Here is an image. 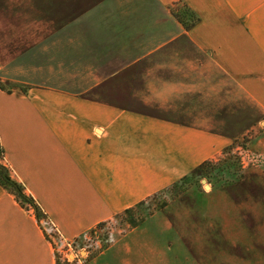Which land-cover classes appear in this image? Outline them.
<instances>
[{
    "label": "crops",
    "instance_id": "crops-1",
    "mask_svg": "<svg viewBox=\"0 0 264 264\" xmlns=\"http://www.w3.org/2000/svg\"><path fill=\"white\" fill-rule=\"evenodd\" d=\"M43 1L0 0L2 162L47 219L0 186V264H58L53 227L79 241L264 124V0Z\"/></svg>",
    "mask_w": 264,
    "mask_h": 264
},
{
    "label": "rangeland",
    "instance_id": "rangeland-1",
    "mask_svg": "<svg viewBox=\"0 0 264 264\" xmlns=\"http://www.w3.org/2000/svg\"><path fill=\"white\" fill-rule=\"evenodd\" d=\"M30 1L34 20L44 19V1ZM246 135L227 149L240 159L241 181L200 178L176 198L164 191L135 207L134 217L144 219L136 228L121 214L70 242L53 227L59 264H264V155L257 148L264 124Z\"/></svg>",
    "mask_w": 264,
    "mask_h": 264
},
{
    "label": "trees",
    "instance_id": "trees-1",
    "mask_svg": "<svg viewBox=\"0 0 264 264\" xmlns=\"http://www.w3.org/2000/svg\"><path fill=\"white\" fill-rule=\"evenodd\" d=\"M177 16L179 20L184 22L187 27H192L199 20L198 17L189 10L184 12V16H181L179 13ZM0 88L5 90L1 83ZM4 154V149L0 145V186L13 195L22 207L26 208L27 210H29V206L32 207L36 218L38 221H41L45 217L44 213L33 197L26 193L25 187L12 179L9 169L2 162L4 159ZM243 175V168L240 159L230 149L226 152L224 158L219 159L218 161L205 162L190 175L185 176L177 184L173 185L167 190L173 194L174 198H176L188 190L189 187H192L195 183V180H199L200 178H206L208 179L209 183H213L214 185L215 183L227 185L241 181ZM165 205L166 203L162 204L161 206L164 207ZM134 211L135 207L127 209L123 214L128 218V223L130 226L136 228L144 222V219L135 218L133 215Z\"/></svg>",
    "mask_w": 264,
    "mask_h": 264
}]
</instances>
